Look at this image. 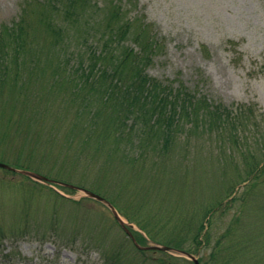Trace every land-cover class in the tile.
Listing matches in <instances>:
<instances>
[{"label":"rangeland","instance_id":"obj_1","mask_svg":"<svg viewBox=\"0 0 264 264\" xmlns=\"http://www.w3.org/2000/svg\"><path fill=\"white\" fill-rule=\"evenodd\" d=\"M117 1L128 16L149 22L162 42L159 53L146 69L149 75L179 80L190 90L227 106L254 103L256 114H264V0ZM24 2L0 0V24L17 20ZM106 2L91 0L94 5L88 7L90 13L99 17L100 10L95 13L91 10ZM91 34L96 35L95 32ZM40 42L44 43L42 39ZM72 44L69 47L68 41L60 47L68 58L75 42ZM63 57L55 54V59L49 60L68 68L66 73L72 74L69 61H64ZM31 62L27 61L26 66ZM32 79L34 81L25 83V98L34 104L38 102L36 118L28 129H24L25 133L21 132L17 137L22 143L26 138L25 147H12L6 152L7 157L32 161L42 167L50 179L59 176L79 186L100 188V192L127 215L120 214L135 239L139 238L136 233L144 237V244L138 239L141 245H152L150 236H153L155 241L180 242L182 247L194 250L192 232L187 231L194 229L201 218L204 220L205 203L221 193L220 185H214L215 174L219 177L215 159L210 160L207 154L194 153L193 150L188 157L185 152L188 146L180 136L174 154H169L171 162L167 169L163 168L159 175L155 169L156 179L149 176L154 172L149 161L144 165L143 170H147L142 178L130 179L128 172L132 169L133 150L117 154L125 156L128 153L127 164L120 166L104 161L102 153L107 151H100L92 140L81 142L71 136V124L76 120V102L69 100L70 77H63L64 85L69 82L65 88H54V79L61 80L55 75L50 78L37 74ZM2 98L8 101L0 100V130L4 131L9 129L5 127L7 118L12 122L18 117L19 107L13 108L9 104L15 99L14 93L7 90ZM129 144L124 141L121 146L128 148ZM189 144L196 145L193 140ZM203 145L208 148L217 146L211 138H206ZM6 146L1 137L0 151ZM29 146L35 148L33 157L27 152L31 150ZM99 170L106 177L96 179ZM112 170L120 176L117 184L111 183L117 180L113 178L116 175ZM171 170L178 172L179 176L187 171L186 180L168 181V177H173ZM243 186L240 185L231 197L239 195L241 198ZM247 197L248 194L243 203ZM240 204L241 201L237 200L234 206ZM235 210L217 212L211 226L204 224L203 231L205 234L209 231L208 238L203 235L202 243L194 253L200 264H222L223 253L228 254V248H231L229 241L225 247L226 240L220 246L217 242ZM0 224L5 231L4 236L0 235V264H193L176 251L138 250L108 207L84 197L81 191L37 182L2 169ZM252 259L257 260L255 256Z\"/></svg>","mask_w":264,"mask_h":264},{"label":"trees","instance_id":"obj_2","mask_svg":"<svg viewBox=\"0 0 264 264\" xmlns=\"http://www.w3.org/2000/svg\"><path fill=\"white\" fill-rule=\"evenodd\" d=\"M24 1L17 20L0 24V100L8 103L2 98L8 90L15 96L9 104L13 108L19 107L14 121L7 118L5 127L9 129L0 130V138H4L7 144L0 151V161L50 177L32 161L9 158L6 152L15 146L25 147L26 138L22 143L17 137L21 132L25 133L24 129H28L36 118L38 102L34 104L25 98L26 84L34 81L32 77L37 74L49 75L50 78L55 75L61 80L54 79V88H65L69 82L64 85L62 80L69 76V100L76 102V120L71 124V136H76L81 142L92 140L100 151H107L102 153L104 161L120 166L127 164L125 158L128 153L125 156L117 154L133 150L132 169L128 172L130 179L144 176L147 161L154 169L149 176L156 179L171 162L169 154H174L180 136L188 146L185 149L188 157L192 150L207 154L206 157L215 159L220 168L219 177L217 174L214 177L216 183L213 179L211 181L220 185L221 193L205 203L204 220L201 218L194 229L188 226L187 232H192L191 239L196 245L194 250L182 247L180 242L155 241L153 236H150L151 241L196 253L205 234L204 224L211 226L215 213L233 208L236 210L217 242L220 246L226 240L225 245L222 244L225 247L229 241L232 250L228 248L231 255L223 253L222 264H264V114H256V105L227 106L190 90L179 80L149 75L146 69L159 53L162 42L149 22L128 16L117 0H107L101 7L91 10L94 13L100 10L99 17L88 9L94 5L91 0ZM95 24L98 26L93 27ZM91 32H95V37ZM68 41L69 47L75 42L74 50L69 51V58L60 48ZM49 48L53 50L49 51ZM55 54L64 55L63 59L69 61L72 74L66 73L68 68L49 60L55 59ZM27 61L32 62L26 66ZM206 138L214 141L216 149L208 148L211 143L208 147L203 145ZM190 140L196 145L189 144ZM124 141L130 143L128 148L121 146ZM28 149H31L27 152L33 157L35 148L29 146ZM155 169H158V175H155ZM112 173L117 180L111 183L117 184L120 176L116 171L112 170ZM171 173L173 177H168V181L186 180L187 171L181 176L175 170ZM100 177L106 176L99 170L95 178ZM55 178L70 183L59 176ZM242 184L243 196L231 197ZM81 187L104 196L124 214L113 200L100 192V188ZM253 192L257 195H252ZM237 200L241 201L238 207L234 206ZM146 232L150 233L148 229ZM0 233L1 236L5 234L1 224ZM208 233L205 238H208ZM136 234L144 244V237ZM254 256L257 260L252 259Z\"/></svg>","mask_w":264,"mask_h":264},{"label":"water","instance_id":"obj_3","mask_svg":"<svg viewBox=\"0 0 264 264\" xmlns=\"http://www.w3.org/2000/svg\"><path fill=\"white\" fill-rule=\"evenodd\" d=\"M0 167L4 168V169L11 170V171L18 172V173L23 174V175H26V176L30 177L31 179L39 181V182H45V183L53 182V183L59 184L61 186H65V187H69V188H73L75 190L81 191L83 196L95 199V200L105 204L111 210L112 214L114 215V217L118 221V223L125 229L126 232H128L127 228L125 227L123 220L120 218V216L117 213L114 206L110 202H108L106 199H104L102 196H100V195H98V194H96L90 190L74 186L72 184H67V183H63V182L50 180V179L46 178L45 176H43L39 173L33 172V171L16 169V168H14V167L6 164V163H3V162H0ZM137 247L142 248V249H160V250H165V251H171L172 250L170 247L165 246V245H150V246H146V247H142V246L137 245ZM179 253L190 258L194 262V264H199L197 258L194 255H192L191 253H188L185 251H179Z\"/></svg>","mask_w":264,"mask_h":264}]
</instances>
